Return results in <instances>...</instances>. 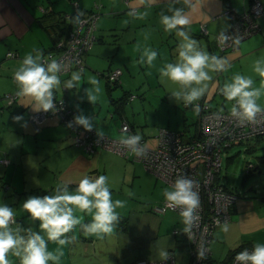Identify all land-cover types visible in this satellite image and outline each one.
<instances>
[{
  "label": "crops",
  "instance_id": "1",
  "mask_svg": "<svg viewBox=\"0 0 264 264\" xmlns=\"http://www.w3.org/2000/svg\"><path fill=\"white\" fill-rule=\"evenodd\" d=\"M259 1L262 6H264V0ZM171 2L172 0H156L153 4L167 6L163 12L171 15V13L167 11ZM229 2L238 10H241L247 5L248 0H229ZM128 4L137 8H144L148 5L142 2V0H129ZM48 6L55 10L69 11V7L65 2L56 3V0H0V157L9 159L7 165L0 163V184L8 182L12 187L5 191L0 187V203L12 207L16 214L18 213L20 215L19 211H21L23 215L25 214L22 223L19 224L20 228H31L33 231L37 232H40L39 221H33L30 218V215L25 212L22 207L24 201H21V199L23 196L21 195L22 197L20 198L19 195L17 196L26 185L30 190L32 188L47 189L46 193L37 194L38 192H35L36 194L34 196L52 195L59 185L65 183L77 185L78 181L86 175V173L94 171L98 173V176L105 175L108 177V186L111 193H113L116 189L111 181L115 173L113 172V165H124L126 168L127 166H132L125 164L121 156L104 149H97L94 153L83 154V151L81 152V150L74 145L72 133L55 117L47 119L41 124L38 130H35L28 119V114L33 112L30 107L32 103L31 98H19L16 95L15 102L12 105L7 104L8 101L5 95L8 93H17L18 91L13 75L25 54L33 52V50L43 51L54 43L52 34L47 29L43 28L36 19L37 16L43 13L42 9ZM172 6L185 8L191 20L190 25L187 27L189 33H200L201 24H203L204 29L206 28L203 30L206 35L201 36L203 41H201V39L197 40L202 49L205 48V50L211 52L210 55H215L228 61L229 66H226L225 71L209 73L213 78L211 81L207 82L208 90L202 98L209 101L210 104L216 108L218 102H212L211 99H215L218 95H222L219 92V88L222 87L225 82H228L230 77L233 78V76H235V72L233 68H231L233 63L241 64L240 70L242 74L246 77H250L254 81L253 87H260L261 77L254 71V67L252 66L246 70L243 64L256 61L257 58L249 59V57L253 55L261 57L258 59L264 58V13H262L259 19L260 29L255 32L258 34L253 35L255 34L253 33L250 36L244 37L240 40L238 47L235 49L221 52L215 44L214 36L216 33L228 29L231 24L230 17L220 13L223 9V0H191L190 7L185 6L181 0V3ZM162 29H164L163 26ZM167 33V37L173 39L174 42L179 39L175 35V32ZM97 37H100V39L95 40L92 47L84 54V68L82 74L88 77L91 76V74L85 73L86 67L91 69L90 71L103 69L105 72H107L108 69L121 68L122 73L119 77L120 84L123 85L127 83L128 79L124 73L122 63L128 65L125 59L130 57V53L128 52L129 47L135 52L140 46L135 44L128 45L126 49L127 54H125L124 49L122 50V46L118 43L113 42L114 45L116 44L115 47H109L110 50L105 49L106 38L101 34H97ZM133 39H135V37ZM167 40H162L160 43H167ZM216 50H218V52ZM8 51H13L16 55L13 57H6L5 55ZM117 54L119 56L115 58ZM168 57L169 56H166L160 68L167 63L176 62L175 60L170 62ZM105 58H110L107 66H105V64H103L102 68L94 66L97 60H104ZM156 72L157 86L159 87L160 94H162L160 101L163 104L162 107L161 105L156 107V113L159 114L157 117L156 115L154 117L156 125L184 129L187 136L196 134L197 113L190 109L186 110L191 111V113L184 111L181 108L182 101H177L171 94L172 90L179 89V86L167 81L162 82L159 70ZM71 74L60 77L62 84L56 90L60 94L66 93L67 98L79 108L80 113L83 111V114L86 116H94L95 129H102L104 133L112 136H120L122 133L119 131V126L122 121L128 123H131V121L125 118L124 113L120 115L115 110L110 112L109 117L111 121L115 119L114 113H117L119 116L117 118L119 119V124H117L116 130L111 126V121L104 119L105 115L101 118V116H99L100 113L97 114V112L93 111L94 109L92 110L89 107L91 103H89L86 98L85 88L79 95L80 102H78L79 99H75L72 93L69 94L70 90L74 91L76 87L67 89L65 92V90H63V82L69 80ZM224 74L227 76L223 77L221 80L220 78ZM105 91L107 93L106 81ZM261 93V97L258 99L257 103L261 107H264V89H261ZM100 99L101 93L98 101H100ZM218 101H220L221 105H225L223 100ZM81 107L83 108L81 109ZM131 108L133 109V105ZM90 113H92V115H90ZM17 115H22L24 120L14 122L12 118ZM25 122H27V126L22 127ZM26 160L31 162L38 160L37 163L40 164V168L38 169L39 173H35V169L30 166L29 170H32V172H30L31 175L24 179L23 184L16 186L14 184L12 171L21 168L24 172V170H26ZM134 172H136V167ZM55 173L58 174L56 175ZM131 174L133 176L140 175L139 173ZM141 174L144 175L146 181L149 182L145 196L148 198L141 197V193L137 194L138 196H131L129 191L123 192V196H125V206L116 209L117 211H119V209L127 210L129 215L132 213L135 215L138 213L141 214L136 221L134 220L136 226L132 232H130L128 239L132 245H130V248L134 249L135 256H132L131 260L126 264H136L140 259L161 260L162 258L159 253L162 250L173 252L175 264H188L189 243L183 232L185 225L180 212L168 210L161 215L156 214L158 216L156 217L155 213L151 211V206L164 198L163 190L170 186L156 179L151 173ZM54 175L58 183L55 188L50 186L51 178ZM125 176L122 179L123 181H125ZM117 177L118 176L115 177L116 181L118 179ZM118 182L123 183L120 181ZM11 183L14 185L12 186ZM75 189L76 186H72V188H69V191L75 192ZM143 200H146V202H143ZM236 200L235 204L238 203ZM251 211L252 209H249L248 206L244 209H239V206H235L232 212V214L236 213L234 218L232 216V221L226 223L228 231H222L221 225L214 229L210 244L211 258H222L224 256V254L222 256L223 251H225L227 247L229 250L238 245L236 243L240 241L239 238L241 237V241H248L253 246L257 243L264 244V215H262L260 219L258 217L255 218L254 215H250ZM74 214L77 217H82V221H92V216L90 214L80 212L79 210H75ZM173 230H177V232L174 234ZM41 234L44 235V233ZM68 234H71L74 239L65 246H60L52 241H48L47 244L49 251L57 255L62 253L59 264H84L85 257H91L92 253H103V250H105L108 244L107 236L115 237V239L118 237L120 241L119 236L121 232L115 228L111 235L103 237L88 235L89 238L84 239L79 234V226H76L73 231ZM45 239L47 240L46 235ZM112 243H114V240H112L111 244ZM118 243L119 242L116 240V246ZM232 245L235 246L233 247ZM116 249L112 251V254L115 256H117ZM228 250H226V252ZM8 259L11 261V264H20L19 258L11 255V253L8 255ZM90 259L92 260V258ZM49 264H53V262L50 261Z\"/></svg>",
  "mask_w": 264,
  "mask_h": 264
},
{
  "label": "clouds",
  "instance_id": "2",
  "mask_svg": "<svg viewBox=\"0 0 264 264\" xmlns=\"http://www.w3.org/2000/svg\"><path fill=\"white\" fill-rule=\"evenodd\" d=\"M142 2L151 5L156 0ZM182 2L187 7L191 6V0ZM178 3H181V0H172L167 10L171 15L163 11L160 13V23L164 31L175 32L180 43L177 46L176 62L165 64L159 69V74L162 82L167 81L179 86V89L172 90V96L186 106L191 105L193 111L198 113L200 105L196 102L205 95L208 90L207 82L213 78L209 73L225 71L229 65L227 60L210 55L202 49L198 41L190 35L187 27L191 20L185 8L172 6ZM157 56L155 50L145 48L139 62L151 67ZM261 63L262 61L257 60L254 66V71L261 77L260 87H253L254 81L250 77L236 74L231 82H225L219 88L226 101H234L230 113L240 124L255 122L257 115L264 113V107L257 103L262 94L261 89H264V67H261ZM64 72L63 62L51 57L45 58L42 51L33 50L26 53L13 76L18 88L17 97L31 98L30 107L33 112L55 113L57 107L54 91L61 86L60 77ZM81 75L82 70L72 72L71 78L63 82V87H80ZM88 83L92 87L84 90L85 95L89 103L95 104L99 99L101 87L94 77L89 78ZM12 119L14 122H20L24 117L17 115ZM73 125L82 127L85 131H93L94 118L81 112L75 115L67 126L71 128ZM26 126L27 122L22 125ZM96 134L98 138L104 137L102 129L96 128ZM141 139L139 134H129L123 136L120 143L137 156H142L145 152L140 145ZM197 188L196 180L180 175L170 187L163 190L168 206L180 210L185 225L184 233L191 231L194 221L198 218L200 199ZM124 206L125 202L122 200L113 201L108 177L105 175H84L78 181L75 192H70L68 184L65 183L59 185L52 195L28 197L22 207L33 221H39L40 232L31 228H13L12 225L16 223L14 209L0 203V264H11L8 259L10 253L19 258L20 264H49L50 261L59 264L62 253L57 255L49 251L48 241L60 246L71 243L74 237L69 238L66 234L72 232L76 226H80L85 235H111L120 221L116 209ZM75 210L90 214L92 221L82 223V217H77ZM221 228L224 232L228 231L226 223L221 225ZM159 254L163 260L169 258L167 251L162 250ZM198 256H203V253L198 252ZM235 261L236 264H264V244H255L251 251H240L236 254Z\"/></svg>",
  "mask_w": 264,
  "mask_h": 264
},
{
  "label": "rangeland",
  "instance_id": "3",
  "mask_svg": "<svg viewBox=\"0 0 264 264\" xmlns=\"http://www.w3.org/2000/svg\"><path fill=\"white\" fill-rule=\"evenodd\" d=\"M75 1L76 3L78 1L80 7L83 9H90L91 7L94 8L95 3L100 5L99 9H95L99 12V18L97 20V26L94 32L96 34H101L102 36H104V38H106L105 49L110 50L109 47H115L116 44L114 45V42L122 46L121 49H124L125 54H127L126 49L128 45L135 44L140 46L136 49L135 52L131 47H129L128 52L130 53V57L127 56L128 58L125 59L128 65L122 63L124 73L128 79L127 83H124L123 85L121 84V86L113 87L110 92L113 98H117L118 96H120L123 89L130 90V92L135 95L134 99L128 100V102L126 103L124 116L129 121L133 122L135 130L138 134L144 133L145 135L149 136L147 137L148 144L153 145L154 142L152 138L156 128L154 117L155 115L156 117L157 115H159L156 113V107L160 105L162 107L163 105L160 101L162 94H160L159 87L157 86L158 82L156 71H158L161 64L164 63L166 56H169V59H173L176 61L178 55L177 48L172 47V44L174 42L173 39L167 37L168 33L164 31V29H162V24L160 23V13L161 11H164L167 6L151 4L145 6L144 8H137V11L132 14L130 9H127L128 5H126L123 0ZM60 2H65V4L69 7V11H73V5L72 3H70V0H56V3ZM256 34L258 33H255L253 35ZM134 37L135 39H133ZM154 37L156 40L154 39ZM161 39L164 41L168 39V44L166 42L163 44L160 43L162 41ZM199 39L203 41V38L201 37L196 38V40ZM145 48H151L158 53V56L151 67L146 63L141 64L139 62ZM216 51L218 52V50ZM207 52L209 54L211 53L210 51ZM118 56L119 55L117 54L115 58H117ZM254 58L258 59L261 57L256 55L249 57V59ZM109 59L110 58L97 60L94 66L97 68H102L103 64L107 66ZM258 60L262 61L261 67H264V58ZM256 61L251 63L249 62L248 64L244 63L243 67L248 70L250 67L255 66ZM231 68H233L235 75H243L240 70L241 64L233 63ZM90 70L91 69H88L86 67L85 73H89L91 74V76L88 77L85 74H82L80 87H76L74 91L70 90L69 94L72 93L75 96V99H79L78 102H80L79 95L82 93L83 89L92 87L88 83L89 78H96L99 81L101 87V99L95 104H89V107L92 110L94 109L93 111L97 112V114L100 113L99 116H101V118L105 115L104 119L111 121L109 113L113 112L115 109L114 106L110 104V97L105 91V81L107 79V77H105L106 72L103 71V69L95 71ZM74 71L77 70L73 69L72 72ZM226 76L227 75L224 74L220 79L222 80L223 77ZM231 80L232 77L228 79V82H231ZM218 100H223L225 102V105H221L220 101ZM211 101H217L218 105L216 106V108L222 110L230 109L232 104L231 102L226 101L223 95H218L217 98L211 99ZM132 105L133 109L131 108ZM82 108L83 107H81V109ZM185 111L191 113V111L189 110ZM81 112L84 113L83 111ZM117 113H114L115 119L111 121V126H113L116 130L117 124H119V119H117L119 116ZM90 115H92V113H90ZM91 117L95 118L94 116ZM82 153L84 154V152ZM121 157L123 158L122 155ZM123 159L125 161V164H129L132 166H127L126 168L124 165H113L112 168H114L113 172L115 173H111L113 174L111 181L116 188L112 193L113 201L117 199L124 201L125 196H123V192L126 191H129L131 196H135L141 193V197L144 198L146 196V190L148 188L149 182L146 181V177L141 173L150 172L144 169L142 164L138 161L127 160L126 158ZM37 161L38 160L31 162L29 160H26V170H24V172L21 168H17L12 171L14 184L16 186H20L21 184H23L24 179L27 176L31 175L30 172H32V170H29L30 166L35 169V173H39L38 169L40 168V164L37 163ZM248 163H251L252 167L250 172L246 173V166ZM135 167L136 172H134ZM131 173H139L140 175L133 176ZM55 174L57 175L58 173ZM218 175V179L222 183H224V185L231 193L235 195V200L237 199L236 201L238 203L235 204V201L233 203L234 208L235 206H239V209H244L248 206L249 209H252L250 215H254L255 218L258 217L260 219L261 216L264 215V136H257L249 139L248 141L235 143L230 147L224 149L221 153V170ZM116 176H118L117 181L115 179ZM124 176L125 181L122 180ZM118 181L123 183H119ZM14 184H12V186ZM57 184L58 183L56 182L54 175L51 178L50 186L55 188ZM29 191L30 189L26 185V187L21 189L17 196L19 195V198L23 196L21 201H25L29 196H34L36 194L35 192ZM143 202H146V200H143ZM117 212L119 213V215L124 216L126 219L125 229L120 230V241L118 240V237H116L117 239H115V237L107 236L108 244L105 247V250H103V253H92L91 257H85L84 264H126L131 260L132 256H135L134 249L130 248L131 243L128 241V239L130 232H132V230L136 226L134 220L136 221L141 214H136L138 216H136L134 213L129 215L128 211L123 209H119V211ZM235 214H231V221L232 216L234 218ZM155 216L158 217L156 214ZM241 238H239L240 241L236 244H239L241 242ZM112 240H114V243L111 244ZM116 240L119 242L117 246ZM114 249H116L117 256L112 254V251ZM226 250H228V247L227 249H225V251H223L222 256L223 254L225 255ZM90 258H92V260Z\"/></svg>",
  "mask_w": 264,
  "mask_h": 264
},
{
  "label": "built area",
  "instance_id": "4",
  "mask_svg": "<svg viewBox=\"0 0 264 264\" xmlns=\"http://www.w3.org/2000/svg\"><path fill=\"white\" fill-rule=\"evenodd\" d=\"M76 6L77 3L72 30L65 38L57 41L55 53L44 54L45 58L51 57L64 63L65 72L62 75H69L73 69L83 70L82 54L90 48L94 40L92 31L95 29L97 15L93 12H80ZM235 11L234 8L224 11L232 20L231 27L216 35V45L222 51L228 48L235 49L241 39L257 32L258 24L255 19L264 13V6L259 0H250L248 7L240 14ZM202 30H205L203 25ZM15 55L11 51L6 53V57ZM120 73V69H115L107 72L106 76L114 80ZM65 89L63 87V90ZM5 96L10 103L16 97V93H8ZM54 102L57 107L55 113L33 112L30 114V122L35 127L46 117L54 115H57L66 125L73 120L76 112L68 105L64 97H55ZM196 103L200 105L198 128L201 136L199 138L183 140L179 133L162 128L157 132L155 146H146L144 141H140L145 152L142 156H137L126 149L119 139L105 135L98 138L94 130L85 131L82 127L75 125L71 129L75 143L86 151L91 152L95 148H103L121 155L133 153L134 158L140 161L147 170L169 185L174 183L180 175L196 180L200 207L197 209L198 218L194 221L191 231L185 233L190 243L188 264H208L206 259L210 253L212 231L216 226L230 221V207L235 201V195L216 181V176L221 170V153L232 144L264 134V113L258 114L255 122L240 124L231 116L230 110L220 112L211 110L207 104L199 101ZM121 129L128 131L129 127L123 123ZM251 166V164L248 165V167ZM166 209L174 210L168 206L166 201L163 205L154 207L156 212H163ZM244 249L251 251L253 247H243L237 253ZM198 252H202L203 256H198ZM236 254L230 264H236ZM136 264H175V262L169 253L167 260L140 259Z\"/></svg>",
  "mask_w": 264,
  "mask_h": 264
},
{
  "label": "trees",
  "instance_id": "5",
  "mask_svg": "<svg viewBox=\"0 0 264 264\" xmlns=\"http://www.w3.org/2000/svg\"><path fill=\"white\" fill-rule=\"evenodd\" d=\"M124 1V3L126 4V5H128V8L127 9H130V11H131V13L133 14V13H135L136 11H137V7H132V6H130L129 4H128V2H129V0H123ZM70 3H72V5H73V11H64V10H55V9H53V8H51V7H45V8H43L42 9V11H43V13L40 15V16H37L36 17V19H37V22L43 27V28H45V29H47L51 34H52V36H53V38H54V43L49 47V48H47V49H44L42 52L44 53V54H46V53H55L57 50V47H56V43H57V41L60 39V38H65L67 35H68V33L72 30V27H73V23H74V21H75V16H76V14H75V4H76V1L75 0H70ZM249 3H250V0H248V2H247V5L245 6V7H243V9H241V10H238L235 6H233V5H231L230 4V2H229V0H223V9H222V11L220 12L221 14H225L224 13V11H226V10H230V8L232 9V8H234L236 11V13L237 14H240L245 8H247L248 7V5H249ZM100 8V5L99 4H94V8L92 7V8H90V9H83V8H81L80 7V5H79V3H78V1H77V6H76V9L78 10V11H80V12H85V13H90V12H93L94 14H96L97 15V17H96V20H95V29H96V24H97V20H98V18H99V12L97 11V10H95V9H99ZM228 16V15H227ZM229 17V16H228ZM259 19H260V16L259 17H257L256 19H255V22L258 24V30L257 31H259V29H260V24H259ZM230 21H231V24H232V20L230 19ZM231 24H230V27H231ZM202 25L203 24H201L200 25V28H201V30H200V33H190V35L194 38V39H196V38H199V37H201V36H205L206 34H205V32L202 30ZM229 27V28H230ZM228 28V29H229ZM95 29L92 31V34L94 35V40H93V42H92V45L94 44V41L95 40H97V39H100V37H97V34L94 32L95 31ZM206 29V28H205ZM228 29H226V30H228ZM226 30H222V31H220V32H218V33H221V32H223V31H226ZM218 33H216L215 34V36H214V41H215V44H216V35L218 34ZM248 36H250V35H248ZM247 37V36H246ZM116 39V38H115ZM101 40H102V37H101ZM240 42V41H239ZM239 42H238V44H239ZM180 43V41L179 40H176L175 42H173V44H172V47H177L178 46V44ZM92 45L90 46V48L92 47ZM217 46V45H216ZM238 47V46H237ZM90 48H88L83 54H82V60H83V68H84V54L90 49ZM217 48H218V46H217ZM219 49V48H218ZM227 50H232L231 48H228V49H226V50H220L219 49V51H221V52H225V51H227ZM9 52V51H8ZM11 52H13V51H11ZM13 53H15V52H13ZM16 54V53H15ZM6 56V55H5ZM172 60L173 59H169V61L170 62H172ZM115 69H120V71H121V68H115ZM115 69H108V71L107 72H110V71H112V70H115ZM83 71V70H82ZM107 72H106V74H107ZM121 73H122V71H121ZM120 73V74H121ZM106 74H105V77H107L106 76ZM120 74L118 75V77L116 78V79H114V80H111V79H109V77H107V79H106V87H107V93H108V95H109V97H110V103L114 106V109H115V111L116 112H118V114H123L124 113V109H125V105H126V103L128 102V100H132V99H134L135 98V95L134 94H132L131 92H130V90H125V89H123L122 90V94L120 95V96H118L117 98H113L112 97V94H111V89L113 88V87H115V86H121V84H120V79H119V77H120ZM68 75V74H67ZM61 76H65V75H61ZM66 90L67 89H65V92H66ZM54 95H55V97H60V96H62V97H64L65 99H66V101H67V103H68V105L71 107V108H73L74 110H75V112H76V115H78V114H80V110H79V108H77L68 98H67V96H66V93H63V94H60L57 90H55L54 91ZM15 99H16V97L14 98V100L12 101V102H10V103H8L7 102V104L8 105H12L14 102H15ZM8 101V100H7ZM199 102H201L202 104L204 103V104H207L208 106H209V108L211 109V110H216V111H220V112H224V111H229L230 109H217V108H214L211 104H210V102L209 101H207V100H205L204 98H201L200 100H199ZM233 103H234V101H233ZM184 111L186 110V109H190V110H193V108H192V106L191 105H185L183 102H182V107H181ZM31 113H33V112H31ZM31 113H29L28 114V119H29V117H30V114ZM197 113V112H196ZM199 114H200V112H198L197 113V115H198V118H197V132H196V134H193L192 136H187L186 135V131L184 130V129H178V128H171V127H168V126H165V125H156L155 127V133H154V135H153V138H152V140H153V145H150V144H148V141H147V137H149V136H147V135H145L144 133H142V134H139L140 136H141V140L142 141H144V144L146 145V146H155V144H156V135H157V132H158V130L159 129H166V130H169V131H173V132H176V133H179L180 135H181V138L183 139V140H192V139H194V138H199L200 136H201V132L199 131V123H198V121H199ZM53 117H55V118H57L65 127H66V129H68L71 133H72V137H73V143H74V145L76 146V147H78L79 149H81L85 154H90V153H94L97 149H103V148H95L93 151H86L85 149H83L81 146H79V145H77L76 143H75V141H74V133H73V131H72V129L71 128H69L57 115H54V116H51V117H46V119H44L41 123H39L38 124V126L37 127H35L33 124V127H34V129L35 130H38L39 128H40V126H41V124L42 123H44L47 119H49V118H53ZM29 121H30V119H29ZM123 123H126L127 125H128V127H129V130L128 131H124V130H122L121 129V126H122V124ZM94 130V132L96 133V130L95 129H93ZM119 131L122 133L120 136H112V135H109V134H107V133H104V135L105 136H107V137H109V138H114V139H119V140H121V138L123 137V136H126V135H129V134H132V135H136V134H138L137 132H136V130H135V127H134V124L131 122V123H128V122H126V121H122V123L120 124V126H119ZM258 136H264V134H262V135H258ZM257 137V136H256ZM249 140V139H248ZM247 140V141H248ZM242 142H244V141H242ZM239 143H241V142H239ZM104 150H106V149H104ZM106 151H109V152H111V153H114V154H116V155H119V156H121V154H119V153H116V152H113V151H110V150H106ZM123 156V158H126L127 160H133V161H138V160H136L135 158H134V155H133V153H128V154H124V155H122ZM138 162H140V161H138ZM0 163H2V164H5V165H7L8 163H9V159L8 158H6V157H0ZM141 163V162H140ZM142 164V163H141ZM249 164H251V163H248L247 164V166H246V173H249L250 172V170H251V167H248V165ZM142 166H143V164H142ZM144 167V166H143ZM144 169H146L145 167H144ZM147 170V169H146ZM147 171H149V170H147ZM156 179H159V180H161L162 182H164L162 179H160L158 176H156L154 173H152L151 171H149ZM86 175H89V176H93V177H96V176H98V173H96V172H94V171H92V172H90V173H86ZM219 175H217L216 176V181L217 182H219L222 186H224L225 188H227L225 185H224V183H222L219 179ZM166 185H168V186H170L169 184H167L166 182H164ZM68 186H69V188H72V186L74 187V186H76L77 187V185L76 184H70V183H68ZM0 187L2 188V189H4V190H7V189H9L11 186H10V184L8 183V182H3L2 184H0ZM29 192H38L37 194H42V193H46L47 192V189H38V188H32ZM164 201H165V199L164 198H162L161 200H159V201H157L156 203H154L152 206H151V211L153 212V213H155V214H158V215H161V214H163V213H165L166 211H168V210H171V211H178V210H173V209H166L165 211H163V212H156L155 210H154V207L156 206V205H163V203H164ZM233 210H234V207H233V205H232V207H230V214H232V212H233ZM20 212V215L17 213H15V219H16V223L15 224H13L12 225V227L13 228H17V227H20L19 226V224L20 223H22V221H23V218H24V216H25V214L23 215V213H21V211H19ZM178 212H180V211H178ZM120 216V221H119V223L116 225V229L117 230H124L125 229V221H126V219H125V217L124 216H121V215H119ZM230 221H231V219H230ZM90 221L89 220H84V221H82V223H89ZM229 222V221H228ZM227 222V223H228ZM223 224H225V223H223ZM222 225V224H221ZM216 227H218V226H216ZM215 227V228H216ZM214 228V229H215ZM214 229H213V231H212V234H211V240H210V244H211V241H212V237H213V232H214ZM177 232V230H173V233L175 234ZM68 234V233H67ZM66 234V236L67 237H69V238H72V235L71 234H68L67 235ZM79 234H80V236L82 237V238H84V239H88L89 238V236L88 235H85V233L82 231V229L80 228V226H79ZM185 237H186V235H185ZM186 239H187V237H186ZM188 240V239H187ZM188 243H189V241H188ZM243 247H253V245L252 244H250V242H248V241H241L238 245H236L234 248H231V249H229L226 253H225V255L222 257V258H220V259H213V258H211V256H210V253H209V255H208V257H207V259H206V262L208 263V264H230V262H231V260H232V258H233V256L237 253V251L238 250H240L241 248H243ZM189 252H190V243H189ZM168 253H171V255L173 256V252L172 251H168ZM173 258H174V256H173ZM162 260V259H161ZM157 261V260H156ZM189 261H190V253H189ZM189 263V262H188Z\"/></svg>",
  "mask_w": 264,
  "mask_h": 264
}]
</instances>
